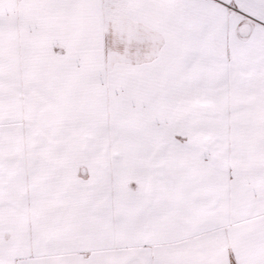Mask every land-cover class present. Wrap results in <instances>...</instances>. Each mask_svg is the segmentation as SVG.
I'll return each mask as SVG.
<instances>
[{
    "label": "snow or ice",
    "instance_id": "obj_1",
    "mask_svg": "<svg viewBox=\"0 0 264 264\" xmlns=\"http://www.w3.org/2000/svg\"><path fill=\"white\" fill-rule=\"evenodd\" d=\"M0 264H264V0H0Z\"/></svg>",
    "mask_w": 264,
    "mask_h": 264
}]
</instances>
